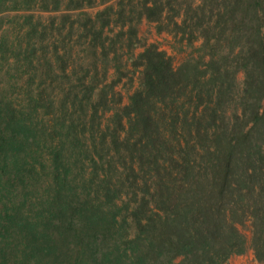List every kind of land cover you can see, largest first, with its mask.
Segmentation results:
<instances>
[{
    "label": "trees",
    "instance_id": "1",
    "mask_svg": "<svg viewBox=\"0 0 264 264\" xmlns=\"http://www.w3.org/2000/svg\"><path fill=\"white\" fill-rule=\"evenodd\" d=\"M248 249L264 264V0H0V264Z\"/></svg>",
    "mask_w": 264,
    "mask_h": 264
},
{
    "label": "rangeland",
    "instance_id": "2",
    "mask_svg": "<svg viewBox=\"0 0 264 264\" xmlns=\"http://www.w3.org/2000/svg\"><path fill=\"white\" fill-rule=\"evenodd\" d=\"M139 35L142 39L146 40L147 42H156L159 44V46L165 50H167L169 53L174 55V62L178 63L181 58L185 55L184 53H176L174 54L171 49V41L172 37L171 35L163 32L158 33L155 28V23L149 22L147 20H143L140 23L139 26ZM244 79L243 72H240L238 74V80L241 82ZM243 232L250 237L251 236V228L249 224L242 227ZM230 263L231 264H258L254 252L252 249H248L243 254H234L230 257Z\"/></svg>",
    "mask_w": 264,
    "mask_h": 264
}]
</instances>
